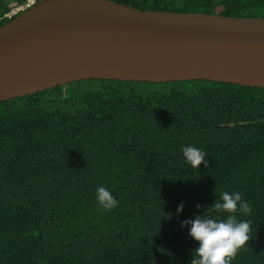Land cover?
<instances>
[{
    "label": "trees",
    "instance_id": "1",
    "mask_svg": "<svg viewBox=\"0 0 264 264\" xmlns=\"http://www.w3.org/2000/svg\"><path fill=\"white\" fill-rule=\"evenodd\" d=\"M26 1L0 0V24ZM116 1L264 16V0ZM100 186L117 207L99 206ZM224 191L251 207L231 264H264V88L88 79L0 101V264H190L199 244L181 222L226 217L209 212Z\"/></svg>",
    "mask_w": 264,
    "mask_h": 264
},
{
    "label": "water",
    "instance_id": "2",
    "mask_svg": "<svg viewBox=\"0 0 264 264\" xmlns=\"http://www.w3.org/2000/svg\"><path fill=\"white\" fill-rule=\"evenodd\" d=\"M88 79L264 88V16L37 0L0 24V101Z\"/></svg>",
    "mask_w": 264,
    "mask_h": 264
},
{
    "label": "clouds",
    "instance_id": "3",
    "mask_svg": "<svg viewBox=\"0 0 264 264\" xmlns=\"http://www.w3.org/2000/svg\"><path fill=\"white\" fill-rule=\"evenodd\" d=\"M186 163L197 169L201 163L207 165L205 152L193 146L182 149ZM96 200L104 210H111L118 206V201L104 186L96 189ZM181 202L177 213L183 211ZM197 207H200L197 205ZM209 212L218 214L227 213L224 218L212 215H197L195 219L182 221V226H189V235L198 242L199 246L192 251L190 264H231L238 252L243 250L252 239V222L238 220L237 213L248 215L251 213L250 205L242 199L238 191H224L210 205Z\"/></svg>",
    "mask_w": 264,
    "mask_h": 264
},
{
    "label": "built area",
    "instance_id": "4",
    "mask_svg": "<svg viewBox=\"0 0 264 264\" xmlns=\"http://www.w3.org/2000/svg\"><path fill=\"white\" fill-rule=\"evenodd\" d=\"M37 0H27L23 6L21 7V10H24L25 8H27L28 6H31L33 3H35ZM19 12V11H18ZM13 16V15H12Z\"/></svg>",
    "mask_w": 264,
    "mask_h": 264
},
{
    "label": "rangeland",
    "instance_id": "5",
    "mask_svg": "<svg viewBox=\"0 0 264 264\" xmlns=\"http://www.w3.org/2000/svg\"><path fill=\"white\" fill-rule=\"evenodd\" d=\"M22 7V6H21ZM21 7H14L12 10H11V12L9 13V15L10 16H12V15H16V14H18L19 12H21L22 10H21ZM19 11V12H18Z\"/></svg>",
    "mask_w": 264,
    "mask_h": 264
},
{
    "label": "flooded vegetation",
    "instance_id": "6",
    "mask_svg": "<svg viewBox=\"0 0 264 264\" xmlns=\"http://www.w3.org/2000/svg\"><path fill=\"white\" fill-rule=\"evenodd\" d=\"M21 6H23V4L18 5V6H16V7H21ZM10 12H11V11H9L8 13H6L4 17H12V16L9 15Z\"/></svg>",
    "mask_w": 264,
    "mask_h": 264
}]
</instances>
